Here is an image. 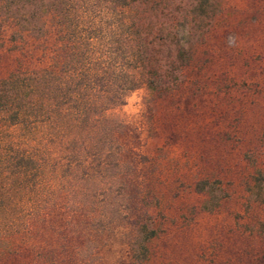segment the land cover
Returning <instances> with one entry per match:
<instances>
[{
	"label": "rangeland",
	"instance_id": "obj_1",
	"mask_svg": "<svg viewBox=\"0 0 264 264\" xmlns=\"http://www.w3.org/2000/svg\"><path fill=\"white\" fill-rule=\"evenodd\" d=\"M133 8L154 41L151 68L171 73L173 90L160 97L134 71L137 89L108 113L123 124L110 206L59 208L1 236L0 264H264V0ZM10 34L0 78L18 57ZM20 44L37 63V42ZM44 45L50 56L52 33Z\"/></svg>",
	"mask_w": 264,
	"mask_h": 264
},
{
	"label": "trees",
	"instance_id": "obj_2",
	"mask_svg": "<svg viewBox=\"0 0 264 264\" xmlns=\"http://www.w3.org/2000/svg\"><path fill=\"white\" fill-rule=\"evenodd\" d=\"M139 14L133 0H0V34L11 28L18 54L0 78V237L59 208L110 206L123 124L108 113L137 89L136 70L156 95L172 89L171 73L151 68L154 41ZM26 36L40 51L34 65L20 46Z\"/></svg>",
	"mask_w": 264,
	"mask_h": 264
}]
</instances>
